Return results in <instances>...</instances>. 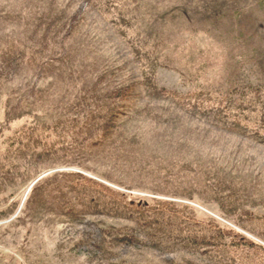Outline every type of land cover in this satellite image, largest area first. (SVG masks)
Masks as SVG:
<instances>
[{
    "label": "rangeland",
    "instance_id": "rangeland-1",
    "mask_svg": "<svg viewBox=\"0 0 264 264\" xmlns=\"http://www.w3.org/2000/svg\"><path fill=\"white\" fill-rule=\"evenodd\" d=\"M0 264H264V0H0Z\"/></svg>",
    "mask_w": 264,
    "mask_h": 264
},
{
    "label": "trees",
    "instance_id": "trees-1",
    "mask_svg": "<svg viewBox=\"0 0 264 264\" xmlns=\"http://www.w3.org/2000/svg\"><path fill=\"white\" fill-rule=\"evenodd\" d=\"M227 86H228V90H230L231 95H236V96L238 95L237 85L234 84V81L229 82V84H227ZM232 89H233V91H232Z\"/></svg>",
    "mask_w": 264,
    "mask_h": 264
}]
</instances>
